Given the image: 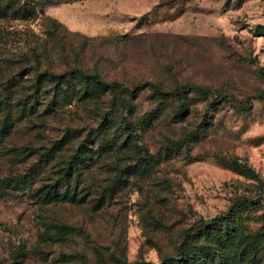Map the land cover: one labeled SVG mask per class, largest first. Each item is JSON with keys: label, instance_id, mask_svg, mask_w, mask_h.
Returning <instances> with one entry per match:
<instances>
[{"label": "rangeland", "instance_id": "obj_1", "mask_svg": "<svg viewBox=\"0 0 264 264\" xmlns=\"http://www.w3.org/2000/svg\"><path fill=\"white\" fill-rule=\"evenodd\" d=\"M0 9V264H264V0Z\"/></svg>", "mask_w": 264, "mask_h": 264}, {"label": "trees", "instance_id": "obj_2", "mask_svg": "<svg viewBox=\"0 0 264 264\" xmlns=\"http://www.w3.org/2000/svg\"><path fill=\"white\" fill-rule=\"evenodd\" d=\"M66 3H70L67 1ZM1 10V9H0ZM24 13H26L29 10H25L24 8ZM16 13V11L14 12ZM254 34L256 35H263L264 36V25H257L254 29ZM75 74V75H74ZM72 75L74 76V79H76L80 83V88L77 91L76 95H79V98H89L92 97L93 95H96L98 93L101 94H110L113 96V93H115V87L116 84L112 85H106L101 81V78L97 74H85L80 70L70 72V74H46L44 73V77H47V80L53 84L54 91L57 94H64L65 93V88L64 85L68 82L69 76ZM146 86L149 87L151 90L152 94L156 98H166L169 96H173L177 94L176 91L173 92H166L162 90L159 86L156 85H149L146 84ZM138 88V87H137ZM137 88H134L132 90H123L121 91V97H123L124 93H127L129 96L134 97L135 90ZM114 97V96H113ZM122 99V98H121ZM216 101H225L226 98H223L219 100L218 98H215ZM234 169H241L243 171H249L248 168L245 166H241L240 164L234 162L233 163ZM229 223V218L228 217H218L210 220L209 222L203 223L202 227L204 230H213V229H219L225 227ZM191 237L187 233L182 242L179 245V255L180 258L178 260H173V259H165L161 264H183L184 262H187L188 259L191 257L190 255V242H191Z\"/></svg>", "mask_w": 264, "mask_h": 264}]
</instances>
